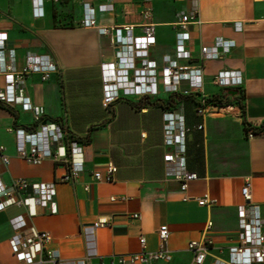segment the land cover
<instances>
[{
  "label": "crops",
  "instance_id": "obj_1",
  "mask_svg": "<svg viewBox=\"0 0 264 264\" xmlns=\"http://www.w3.org/2000/svg\"><path fill=\"white\" fill-rule=\"evenodd\" d=\"M107 3L113 4L114 11L100 12L99 6ZM198 3V17L188 26L187 49L192 59L182 63L197 65L202 47L214 46L219 38L235 43L219 59L203 62L205 117L197 114L201 99L189 92L187 83L181 84L177 94L161 90L156 98L129 97L106 109L100 66L113 60L110 40L96 29L79 26L85 4L95 9L100 26L134 25L135 34L140 35L142 25H155L151 58L162 68L164 57L175 56L177 23L191 10L187 0H152L148 20L142 16L144 0H61L59 4L47 0L41 19L34 18L29 0H0V32L9 35L18 69L25 65L28 53L49 55L60 69L47 81L38 74L29 76L27 94L43 109L44 119L63 126L84 145L85 152L80 180L73 185L56 184L57 214L38 209V215L30 218L25 208L16 207L0 213V264H23L10 246L9 220L18 215H25L37 230L50 233L51 248L64 260L84 258V228L99 218L109 219L110 224L96 232L105 264H112L114 256L139 252L141 237L146 238L147 250H159L157 231L163 225L170 230L172 261L156 264H190L188 245L201 239L208 221L214 224L212 254L227 258V248L238 243V207L244 203L242 188L247 180L264 219V136L249 139L247 135L250 128L264 125V0ZM222 71L240 72L243 86H217L215 77ZM3 86L0 77V89ZM212 99L229 103H209ZM166 112L185 118L187 171L198 176L187 192L179 181L165 175L164 157L172 151L164 143ZM17 127L35 130L34 114L0 104V145L10 159L8 165L0 166L2 180L7 185L17 179L57 181L59 171L52 160L33 166L17 155L11 132ZM109 164L116 167L113 182H94L93 173H104ZM205 195L215 205L200 206L198 200Z\"/></svg>",
  "mask_w": 264,
  "mask_h": 264
},
{
  "label": "built area",
  "instance_id": "obj_2",
  "mask_svg": "<svg viewBox=\"0 0 264 264\" xmlns=\"http://www.w3.org/2000/svg\"><path fill=\"white\" fill-rule=\"evenodd\" d=\"M34 18L45 17L47 0H29ZM54 4L61 0H50ZM191 4L189 13H183L177 23L175 56L164 57V67L160 68L151 58V49L156 45V28L153 24L140 27L141 34L136 35L134 25L100 26L97 23L95 9L89 4L83 6V14L79 26L85 29H96L100 35L107 36L113 50V60L100 66L102 83V102L106 109L116 102L129 98H156L161 90L167 94L180 92L182 83H187L189 92L200 97V107L197 114L206 116V99L204 98L203 62L217 60L230 52L235 46L233 41L219 38L212 47H202L201 58L197 65L184 64L190 62L191 52L187 44L191 39L188 26L197 19L199 14L198 0H187ZM152 0H144L143 19L151 17ZM103 13L113 12V4L99 6ZM241 29V26H238ZM9 35L0 32V77L4 86L0 89V104L18 107L23 113L34 114L35 130L21 127L13 128L16 153L26 163L41 166L46 160H52L59 171L58 180L52 183H29L26 179H17L7 185L0 175V213L10 208H25L28 217L38 215V209L50 215L58 212L56 203V184H75L85 173L84 145L73 138L63 126L49 123L44 119L43 109L36 107L27 94V79L38 74L47 81L52 74L59 72V66L49 55L28 53L25 65L18 69L15 49L9 46ZM184 62V63H182ZM215 84L221 88H241L243 76L236 71H222L215 77ZM164 120V143L172 148L164 157L165 175L177 180L181 190L187 192L191 182L198 180L195 173L187 171L186 134L187 128L183 115L176 112H166ZM203 127L201 126L200 129ZM248 138L264 136V125L248 130ZM10 159L5 154V147L0 145V166L8 165ZM116 167L109 164L106 171L93 173L94 182L111 183L114 180ZM252 184L247 180L242 188L244 203L238 207L239 232L238 243L227 248V258L213 255L214 240L211 236L214 224L208 221L200 240L189 243L188 250L192 254L190 264H264V219L260 208L253 203ZM90 189V184L85 190ZM200 206L211 207L216 201L205 195L198 200ZM133 218H139L138 215ZM13 235L10 246L17 261L23 264H105L97 248V230L110 224L107 218H99L94 224L83 230L86 254L77 260L61 259L51 248L53 237L48 232L37 230L30 226L25 215H18L9 220ZM160 248L157 251L147 250L145 237L140 238L141 250L137 253L117 255L111 259L112 264H156L170 263L171 250L168 247L170 230L167 225L157 231ZM223 254L224 250L219 249Z\"/></svg>",
  "mask_w": 264,
  "mask_h": 264
},
{
  "label": "trees",
  "instance_id": "obj_3",
  "mask_svg": "<svg viewBox=\"0 0 264 264\" xmlns=\"http://www.w3.org/2000/svg\"><path fill=\"white\" fill-rule=\"evenodd\" d=\"M209 101V103H215V104H218V105H228V103H229V101H226V102H223V101H221V100H219V99H212V100H208ZM241 107H242V109H243V111H244V106L243 105H241Z\"/></svg>",
  "mask_w": 264,
  "mask_h": 264
}]
</instances>
